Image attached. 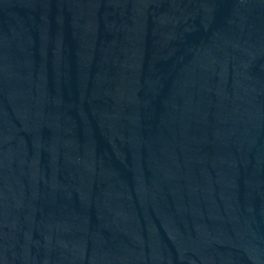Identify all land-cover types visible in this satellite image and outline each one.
I'll return each instance as SVG.
<instances>
[{
	"label": "water",
	"instance_id": "95a60500",
	"mask_svg": "<svg viewBox=\"0 0 264 264\" xmlns=\"http://www.w3.org/2000/svg\"><path fill=\"white\" fill-rule=\"evenodd\" d=\"M0 264H264V0H0Z\"/></svg>",
	"mask_w": 264,
	"mask_h": 264
}]
</instances>
